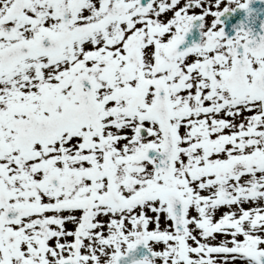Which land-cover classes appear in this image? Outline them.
<instances>
[{"label": "snow or ice", "instance_id": "6c2138e0", "mask_svg": "<svg viewBox=\"0 0 264 264\" xmlns=\"http://www.w3.org/2000/svg\"><path fill=\"white\" fill-rule=\"evenodd\" d=\"M205 3L0 0V264H264V35Z\"/></svg>", "mask_w": 264, "mask_h": 264}, {"label": "flooded vegetation", "instance_id": "af4514ba", "mask_svg": "<svg viewBox=\"0 0 264 264\" xmlns=\"http://www.w3.org/2000/svg\"><path fill=\"white\" fill-rule=\"evenodd\" d=\"M184 2V0H181V3H183ZM212 2H213V0H206V3H205V5L204 6H209L210 7V5L212 4ZM241 2H243V0H241ZM263 6H264V3H263ZM223 7V4L221 5V8ZM228 7H229V9H230V11H232L231 9H233V8H235V6L234 5H228ZM210 10H215L214 8H211L210 7ZM192 11H194V12H197V13H199L200 12V9H193ZM229 11V12H230ZM228 13V12H227ZM226 14V13H225ZM171 15V13H168L166 16H163L162 18L163 19H167L168 18V16H170ZM212 18L211 17H208L207 18V20L208 21H210ZM194 23V22H193ZM200 23V22H199ZM262 23H264V13L262 14V16H260V23H259V25H258V28H260V30H262L261 29V24ZM221 26H222V28H223V26H224V23H222L221 24ZM200 31H201V29L199 28L198 30H197V32H198V36H199V42H200ZM238 31V30H237ZM264 33V30H262L261 31V33ZM236 34V31H234V32H232L231 34H230V38L229 39H231L234 35ZM252 36V35H251ZM198 42V43H199ZM66 227H68V228H71L72 226L71 225H67ZM150 228L152 227L151 225L149 226ZM221 237H219V236H217V240H219ZM148 250V249H147ZM148 254H150L149 253V250H148Z\"/></svg>", "mask_w": 264, "mask_h": 264}]
</instances>
